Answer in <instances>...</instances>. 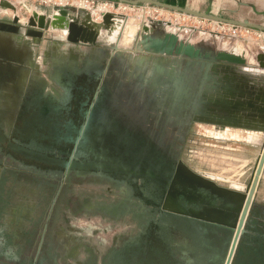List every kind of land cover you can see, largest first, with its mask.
Here are the masks:
<instances>
[{"label": "flooded vegetation", "instance_id": "obj_1", "mask_svg": "<svg viewBox=\"0 0 264 264\" xmlns=\"http://www.w3.org/2000/svg\"><path fill=\"white\" fill-rule=\"evenodd\" d=\"M199 10L252 22L225 7ZM52 57L35 56V71L55 79L42 87L29 78L18 101L16 63L0 56V264H222L237 206L185 186L194 123L186 134L167 107L133 99L135 89L127 100L118 85L97 101L107 75L70 68L57 77ZM254 207L244 248L262 258L264 218L253 219ZM82 220L96 225L80 227Z\"/></svg>", "mask_w": 264, "mask_h": 264}, {"label": "water", "instance_id": "obj_2", "mask_svg": "<svg viewBox=\"0 0 264 264\" xmlns=\"http://www.w3.org/2000/svg\"><path fill=\"white\" fill-rule=\"evenodd\" d=\"M117 1L149 4L201 19L264 31V24L229 19L162 0ZM50 10H34L23 19L13 4L6 0L0 3V56L16 63L11 66L18 88L15 100L22 99L29 78L31 85L42 87L55 79L51 74L41 77L40 71H35L40 69L35 55L54 35L52 32L62 31L69 44L91 45L94 51L100 52L101 56H84L86 67L74 65L71 68L76 74L95 71L107 75V79L102 76L104 83L98 86L97 101L101 99L99 92L102 93V89L110 90L118 85L117 90L122 87L127 100L131 99V92L135 89L133 99L155 102L157 112L167 107L169 121L187 127L186 134L193 123H207L222 130L239 128L262 133L264 139V46L253 55V63L246 52L240 51L236 43H229L221 34L187 26L174 28L171 22L163 20L141 22L131 44L123 46L119 40L123 37L126 16L122 14L106 12L101 21H96L90 11L73 6H59L54 13ZM6 11L13 12L11 17ZM184 31L192 33V36L183 34ZM16 41L24 44L18 48L14 45ZM101 41L106 43L105 46L95 48ZM54 68L59 71L57 77L69 69L64 63H56ZM123 73L127 77L122 83ZM62 79V76L57 78L59 84L67 89L69 83L64 84ZM181 166L187 176L185 186L207 189L213 197L237 206L231 223L229 251L222 259V264H231L239 241L247 231L246 224L255 204L264 169V141L250 180L242 190L219 186L209 174L193 170L185 163ZM179 210L187 212L184 208ZM189 213L202 220L224 222L220 215L206 218L204 213L193 209Z\"/></svg>", "mask_w": 264, "mask_h": 264}, {"label": "rangeland", "instance_id": "obj_3", "mask_svg": "<svg viewBox=\"0 0 264 264\" xmlns=\"http://www.w3.org/2000/svg\"><path fill=\"white\" fill-rule=\"evenodd\" d=\"M106 2L107 0H100L98 5L103 6ZM88 4L91 5L90 3ZM33 8L32 4L29 5L30 10ZM107 8L112 11H123L131 16L130 19L128 18L129 20L126 18L123 37L120 41L121 45L128 46L133 40L134 34L139 26L138 23L145 21L144 16L141 18L143 11L139 7H130L125 5V3L116 5L115 8L112 6H108ZM19 10L21 11L22 9L19 8ZM148 11L152 13L153 9H148ZM24 12L25 15L28 16V8H25ZM151 13H147V16ZM97 17V20H99L100 16ZM164 17L177 20L179 24L183 26L225 36V40L232 44L236 43V47L240 51L243 50L246 52L253 63H255L253 55L264 45V34L260 31L253 30L250 33L242 31L239 37L232 38L228 35L231 32L224 33L222 29H220V26L215 24L213 20L191 17L183 13L177 14L175 11H164L159 18ZM179 26L178 24H172L174 28ZM183 34L192 36V33H187L186 31H184ZM222 133L223 132L218 130L215 125L194 123L184 149L183 157L193 169L200 173L209 174L216 182L223 185L243 188L250 180L257 157L261 153L264 141L263 134L261 133V136L256 132L236 128L226 129V132ZM255 202L252 217L256 221L258 218H264V169L256 193ZM250 235L253 236L254 232H250ZM247 241L250 243L252 238H247ZM239 244V251L237 248L238 253H236L234 264H264V262L258 260V258H249V251L247 248H244V246L240 248ZM242 245L246 244L244 243Z\"/></svg>", "mask_w": 264, "mask_h": 264}, {"label": "crops", "instance_id": "obj_4", "mask_svg": "<svg viewBox=\"0 0 264 264\" xmlns=\"http://www.w3.org/2000/svg\"><path fill=\"white\" fill-rule=\"evenodd\" d=\"M172 4H179L195 8L196 10L202 9V7H206L207 5L212 6L215 12H218L219 8L225 7V11L237 14L241 17H250L253 23H264V0H162ZM48 7H34L33 9L28 8V16L31 15L32 11L37 10L38 12H47ZM50 12L54 13L55 9L50 8ZM7 12V11H6ZM11 17L13 14L12 11L7 12ZM5 14V13H4ZM54 34L51 38H49L42 47L43 49H38L36 51L35 56H53L52 58L58 64L64 63L66 68H72L74 65L79 66V68L86 67V59L84 56H101L100 52L94 51V47L91 45H74L69 44L66 40V36L62 31H54ZM101 40V39H100ZM119 40V37H118ZM121 39L119 40V42ZM24 43L15 42L14 45L18 48L21 47ZM105 42L101 41L99 46L95 48H103L105 46ZM121 44V43H120ZM77 56V58H76ZM84 58V59H83ZM28 204H32L29 202ZM27 218L31 217L30 215H25ZM80 227H94L96 222H88L82 220L77 223Z\"/></svg>", "mask_w": 264, "mask_h": 264}, {"label": "built area", "instance_id": "obj_5", "mask_svg": "<svg viewBox=\"0 0 264 264\" xmlns=\"http://www.w3.org/2000/svg\"><path fill=\"white\" fill-rule=\"evenodd\" d=\"M4 1V0H0V3ZM8 2H10L11 4H13L16 9H17V14L21 17V18H28L29 16L25 15L24 9L25 8H29V5H33V7H48V8H54L56 9L59 6H73L76 7L77 9H84L78 6L74 5V2H84V3H90V9H85L90 11V13L92 14V17L94 20L96 21H101L102 17L104 15V13L106 12H113V13H119L118 11H112L109 9V11H99L100 12V17L99 20H97V15L93 14L91 9H97L99 6L98 5L100 0H6ZM104 1V0H102ZM16 3V4H15ZM123 2H119L117 0H107V2L103 5L106 6V8L108 6H112L113 8L116 7V5H120ZM97 4V5H96ZM125 5L130 6V7H139L141 8V10L143 11V15L141 16V18L144 16L145 17V21L148 20H163V21H169L172 24L175 25H180L183 26L181 24H179V22L177 20H173L172 18H159L161 14H163L164 11H171L169 9H164V8H160V7H156V6H152L149 4H138V5H133V4H127L125 3ZM19 8H21L22 10L20 11ZM108 9V8H107ZM148 9H153L152 13L151 11H148ZM33 12V11H32ZM151 13L149 14V16H147V13ZM158 13V14H157ZM179 13V12H177ZM32 14V13H31ZM182 14V13H179ZM186 15V14H185ZM194 17V16H191ZM201 19V18H200ZM215 24H218L220 26V29H222V31L224 33H230L228 34L230 37H239L242 33V31H245L247 33H250L251 31L255 30V31H260L261 33L264 34V31L262 30H258V29H254V28H249V27H243V26H239V25H234V24H228V23H224V22H218V21H214Z\"/></svg>", "mask_w": 264, "mask_h": 264}, {"label": "bare ground", "instance_id": "obj_6", "mask_svg": "<svg viewBox=\"0 0 264 264\" xmlns=\"http://www.w3.org/2000/svg\"><path fill=\"white\" fill-rule=\"evenodd\" d=\"M16 4V3H15ZM74 5L75 6H78V7H81V8H84V9H90V5L88 4V3H84V2H74ZM92 10V12H93V14L95 13V15H97V16H100V12L101 11H103V12H105V11H109V9H107L106 8V6H99L97 9H91ZM100 11V12H99ZM118 14H122V15H124V16H126V18L128 19H130V17L131 16H129L127 13H125V12H123V11H119V13ZM177 14H179V13H177ZM128 19V20H129ZM138 25H141V22H139L138 23ZM262 46H264V45H262ZM227 130L228 129H230V128H226ZM226 129L225 130H223L222 132L223 133H225L226 132ZM236 129H239V128H236ZM222 133V134H223ZM261 135V134H260ZM262 136V135H261ZM260 136V137H261ZM224 137V136H223ZM234 188H237V187H234ZM244 188V187H243ZM243 188H237V190H242Z\"/></svg>", "mask_w": 264, "mask_h": 264}, {"label": "trees", "instance_id": "obj_7", "mask_svg": "<svg viewBox=\"0 0 264 264\" xmlns=\"http://www.w3.org/2000/svg\"><path fill=\"white\" fill-rule=\"evenodd\" d=\"M247 237H248L247 234H245V235L242 236V238H241L242 241L240 240V244H239L240 245V248L243 247V246H245V245H242L244 243L247 245V243H248L247 242ZM256 244H260V245L264 246V237L258 238V241L256 242ZM238 250H239V248H238ZM258 260H261V261L264 262V255H263L262 258H258Z\"/></svg>", "mask_w": 264, "mask_h": 264}]
</instances>
